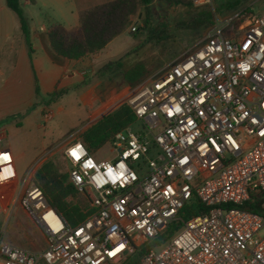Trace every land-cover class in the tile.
I'll return each mask as SVG.
<instances>
[{
	"label": "built area",
	"instance_id": "2783aa9c",
	"mask_svg": "<svg viewBox=\"0 0 264 264\" xmlns=\"http://www.w3.org/2000/svg\"><path fill=\"white\" fill-rule=\"evenodd\" d=\"M241 19L236 35L210 36L163 77L132 89L125 104L143 128L116 135L113 159L96 158L81 140L66 145L86 218L69 223L32 183L21 207L48 246L12 245L0 222V264H123L182 221L194 197L208 210L184 221L140 264H264V216L241 208L264 192V13ZM39 169L30 170L31 179ZM15 180L12 152L0 151V187Z\"/></svg>",
	"mask_w": 264,
	"mask_h": 264
},
{
	"label": "rangeland",
	"instance_id": "374dc122",
	"mask_svg": "<svg viewBox=\"0 0 264 264\" xmlns=\"http://www.w3.org/2000/svg\"><path fill=\"white\" fill-rule=\"evenodd\" d=\"M224 1L195 7L191 0H153L149 7H139L128 26L130 31L136 26L137 31L117 38L103 54V60H110L107 65H113L108 72H103L106 65L91 73L88 81L84 83L91 85L84 89L85 93L81 97L73 93L61 95L59 92L47 97V102L50 99L53 102L50 105L46 102L43 111L34 116L33 125L25 124V128L21 130V139L28 142L31 156H38V160L32 165L27 159L22 160L25 173L20 176L19 187L15 192V197L18 198L16 197L8 210L9 222L6 223V218L0 219L9 243L17 244L28 251L47 248L45 236L21 207L20 198L33 183L30 170L39 163L40 168L51 163L60 174L69 173L71 166L64 154L66 145L75 140L82 141L85 131L125 104L136 86L125 79L127 71L142 64L145 71L142 81L161 78L175 62L210 36L216 33L236 35L242 23L241 15L247 9L254 14L264 13V0ZM228 3L238 4L228 9ZM209 12L213 15L212 21L203 22L205 13ZM147 20L150 22L149 28L145 27ZM130 41L134 45L125 48ZM118 62H121L120 65H115ZM80 98L96 100L100 107L96 110L91 104L85 106L84 100ZM102 104L104 105L101 107ZM130 128L137 133L142 130L143 125L137 120ZM153 154L152 157L156 158L159 150H155ZM95 156L98 159H113L116 156L114 145L107 144ZM70 201L82 209L87 205L86 198L81 195Z\"/></svg>",
	"mask_w": 264,
	"mask_h": 264
},
{
	"label": "crops",
	"instance_id": "0c3cea01",
	"mask_svg": "<svg viewBox=\"0 0 264 264\" xmlns=\"http://www.w3.org/2000/svg\"><path fill=\"white\" fill-rule=\"evenodd\" d=\"M115 1L117 0H21L31 20V42L34 48L32 65L30 48L18 19L8 8L6 0H0V151L12 152L16 172V180L0 188L3 189L0 191V219H7L6 223L9 222L8 210L17 197L15 192L19 187L20 176L25 173L22 160L27 159L31 165L38 160V156H31L28 142L21 139V130L25 128V124L33 125L34 116L43 111L47 97L55 92L61 95L79 94V97L84 95V89L91 85H84L91 73L110 62L109 59L103 60L105 50L117 38L131 32L127 28L98 53L78 60H65L62 65H58L46 50L50 46V28L60 24L67 33L80 36L82 14ZM133 45L130 41L125 48ZM36 85L40 89L39 94L36 93ZM83 98L80 99L84 100L85 106L91 104L96 110L100 107L96 100L87 101Z\"/></svg>",
	"mask_w": 264,
	"mask_h": 264
},
{
	"label": "trees",
	"instance_id": "16d2710c",
	"mask_svg": "<svg viewBox=\"0 0 264 264\" xmlns=\"http://www.w3.org/2000/svg\"><path fill=\"white\" fill-rule=\"evenodd\" d=\"M152 2L153 0H117L87 10L81 18L82 36L67 33L60 24L52 25L48 33L50 46H47L46 50L53 62L58 65H62L65 60H78L87 55L98 53L128 28L132 16L139 7H149ZM6 4L18 19L20 29L30 48V60L33 65L34 48L31 42V20L26 14L21 0H6ZM237 4L228 3V9H232ZM247 12L251 13L252 11L247 9ZM205 16L203 22L210 23L213 18L212 13H205ZM145 27H150L148 20L145 21ZM120 63L115 65L119 66ZM111 66L113 65H107L103 72H108ZM144 73V67L142 64H138L126 72L125 79L135 86L142 82ZM36 93H40L37 85ZM52 102L53 99H50L47 104L50 105ZM136 121L137 117L134 111L124 104L85 131L82 135V142L95 154L107 144L113 143L118 133L128 129ZM33 183L42 189L49 204L69 223L77 225L86 218L85 210L88 208V203L85 209H82L81 206L70 201L80 193L70 181L69 173L60 174L53 164L48 163L38 170ZM241 208L264 216V192L253 195ZM207 210L205 205L197 197H194L182 209L180 213L182 221L171 224L158 237L136 248L123 264H140L149 249L168 241L183 226L184 221Z\"/></svg>",
	"mask_w": 264,
	"mask_h": 264
},
{
	"label": "snow or ice",
	"instance_id": "6c2138e0",
	"mask_svg": "<svg viewBox=\"0 0 264 264\" xmlns=\"http://www.w3.org/2000/svg\"><path fill=\"white\" fill-rule=\"evenodd\" d=\"M73 155L75 156L76 154H75V153H73Z\"/></svg>",
	"mask_w": 264,
	"mask_h": 264
}]
</instances>
